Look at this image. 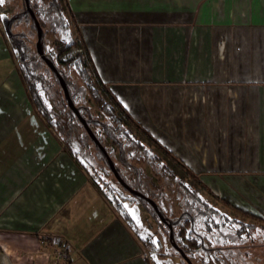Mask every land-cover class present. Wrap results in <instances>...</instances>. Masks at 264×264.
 <instances>
[{"label": "crops", "instance_id": "0c3cea01", "mask_svg": "<svg viewBox=\"0 0 264 264\" xmlns=\"http://www.w3.org/2000/svg\"><path fill=\"white\" fill-rule=\"evenodd\" d=\"M63 1L97 82L206 189L264 217V0ZM18 107L0 99V142ZM30 132L0 165V264H42V223L69 242L68 264H149L116 216L87 212L104 197L81 166L53 161L57 139Z\"/></svg>", "mask_w": 264, "mask_h": 264}, {"label": "rangeland", "instance_id": "374dc122", "mask_svg": "<svg viewBox=\"0 0 264 264\" xmlns=\"http://www.w3.org/2000/svg\"><path fill=\"white\" fill-rule=\"evenodd\" d=\"M59 2L63 9L64 18L68 23L67 27L73 38L78 40L75 35L73 22H70L62 0H59ZM54 28H56L55 31H51L48 28L43 31V34H41V29L38 45L43 54L52 48L57 38L56 36L61 34V28H58V23H54ZM35 39L36 25L34 21H31L30 15L24 6V0H0V99L18 103L20 115L18 116L20 118H17V116L14 115L17 113V109H14V113L10 117V122L15 123L12 126V132L8 133L2 139L3 141L0 142V165L8 164L12 159L11 156L7 155V144L11 142V140L7 141L9 138H15L18 141L21 139L20 143L22 144V141H25L23 139L25 138V133L28 131L31 133L30 129L34 133L40 129L44 130L45 133H47V131L50 132L57 139L60 146L59 149L62 150L60 151L58 149L59 151L54 155L53 161L60 160L59 157L63 154L64 158L61 160L63 163H75L81 166L84 179L90 180L94 187L97 188L99 194L104 197L103 200L105 201L97 202L96 200L89 203L87 205V212L94 213L96 219L98 218L97 221L100 223H106L116 216L117 222L119 221L121 226L126 230H131L130 238L133 258L146 260L149 264H188L177 248L172 244L170 237L167 235L168 228L166 231V228L159 222V219L152 215L147 199V201H143L137 198L136 195L127 188L122 187V184L117 182V179L114 178L115 176H110V174L100 172L102 170H99L102 177L105 176L106 178L104 183L101 182L100 178L92 176L91 168L89 171L83 162L74 156L71 151L74 148L77 150L80 149L83 153L89 151L92 154L91 159L93 164L96 166L98 161L101 162V156H104V154L100 150H94L93 145L84 136L76 119L72 117L67 119V121L64 120L63 115H67V113L63 112V109L66 107L64 104L62 105V100L60 99V96L63 95L62 88L59 83L57 86L56 83L53 82V77L56 76L48 72V70L46 71L44 66L46 63L43 59L40 62L37 58L36 55L39 54L35 48ZM77 46H80L79 43H77ZM75 47L76 45H71L66 50L59 53L56 58L65 59L76 52L82 53L81 48L79 51H75ZM19 55L24 57L27 56L38 73L40 70L41 73H39V75L37 74L42 78L40 80L39 77H37L42 83L40 92L44 96L47 105L54 111L56 117H59V123H47L31 106L25 93L24 84L17 73ZM63 70L66 82L75 94V102L73 104H78L83 113L87 110L92 118H96L98 121L105 120L103 110H101L92 99L84 83L73 68L69 66ZM91 77L94 84L99 87L102 95L107 98L104 90L100 88V84L93 74H91ZM2 81L6 84L5 89L1 87ZM133 119L147 129V125L144 123L142 124L137 118ZM39 120H41V122H39ZM121 122L123 127L129 128L136 135L143 147L135 146L134 143L128 142L119 134L116 135L117 141H113L107 134L101 132L97 124H93L89 127L91 130L93 128L101 132L102 142L105 145L103 147L107 155L112 159L113 164L124 175L126 183L132 187L136 186L143 189L153 200L158 199V205L165 213H168L170 218L175 215L184 218V216L190 215L191 209H189L190 213L189 210H184L185 207L182 202V196H184L183 191L179 185H177L176 179L163 170L161 164H166L177 177L182 178L196 187L199 195L207 198L209 203L220 209L226 210L231 215L252 223V226L244 227L247 229L243 230L239 235L234 233V227L236 226L234 223H232L233 225H221L217 228V231L208 232L205 231L201 225V219L204 214L198 211L195 215V223L199 233L202 234V241L206 246L210 243L214 244L213 246L215 247L212 250L213 253L209 254L207 264H212V255L214 254L219 256L216 262L217 264H264V217L257 218L232 207L231 204L225 202V200L218 197L217 194L210 189H206L203 184H200L196 180L195 174L191 175L189 172H186L174 158L163 152L159 146L152 143L123 115H121ZM65 124L68 125L69 134L68 131L66 132V130H64ZM36 127L40 128L36 129ZM22 131H24V133ZM148 131L150 130L148 129ZM68 136H71L74 140L80 139L85 142L84 148L78 147V149V142L75 145L72 141L69 142V144L65 143V140H69ZM21 147L22 146H20V148ZM151 153H155L159 156L161 161L160 164L151 157ZM116 202H118L119 205H117ZM122 210H125L129 214L133 226L124 218ZM90 221H93V219ZM119 224L117 223V228ZM38 229L42 236L41 238H45L42 240L43 253L45 254L41 253V257H38L37 260L42 264H61L65 261V263L68 264V258L56 257L55 254L50 251L49 242L45 236L47 232H52L54 229H58V227H52L42 223ZM91 232L90 230H86L87 235H90ZM27 254L28 253H25L23 255L24 261L21 264L32 263L29 260L31 257ZM200 256L205 257L203 250Z\"/></svg>", "mask_w": 264, "mask_h": 264}, {"label": "trees", "instance_id": "16d2710c", "mask_svg": "<svg viewBox=\"0 0 264 264\" xmlns=\"http://www.w3.org/2000/svg\"><path fill=\"white\" fill-rule=\"evenodd\" d=\"M28 4L35 16V19H33L30 16L31 21L37 22V24L40 25L42 29L41 34H43V31L47 30L48 28L51 31H55L56 28H54V23H58V28H61V34L56 36L57 38L55 39L52 48L49 51L44 52V55L54 64L57 71L62 75L66 89L68 91V94L72 102L73 103L75 102L74 100L75 94L68 86L63 70L64 68L66 69L69 66H71L75 71V73L80 77L92 99L95 101L98 107L101 110H103L105 114V120L98 121L96 118H92V116L87 112V110L85 111V113L81 112L80 106L78 104H75L80 114L85 118L87 124L89 126H92L93 124L99 125L101 132L107 134L110 137V139L113 141H117L116 135L119 134L122 138H124L128 142L134 143L135 146L137 145L138 147H143V145H141L136 135L129 128L123 127L121 122V115H123L125 118L130 120L134 124V126L138 130H140L152 143L159 146L163 152L174 158L175 161L186 172H189L191 175H193L194 173L190 171L188 167L185 164H183L179 159L175 158V156L171 153V151L168 148L164 147L146 128L141 126L138 122H136L132 118V116L128 113L126 108L115 97V95L112 93V91L109 89L107 85L103 83H99L100 88L104 90L107 98H105L104 95H102L99 87H97L94 84L93 79L91 77V74L93 72L90 71L88 67L90 63V58L87 49L82 42L75 40L71 35L70 30L67 27L68 23L64 18L65 16L62 11L63 9L61 7L59 0H28ZM63 5L65 12H67V15L70 20V11L66 8L64 1H63ZM77 43H79V45L81 46L82 53L76 52L65 59L56 58V56L59 53L66 50L71 45H77ZM36 56L41 62L42 58L39 55ZM60 64L62 67L60 66ZM44 66L46 71L48 70V72L54 74L46 64H44ZM17 68H18V72H17L18 76L24 84L25 93L31 106L38 112V115L40 114L39 116L43 118L47 123L49 124L59 123V119H58L59 117L58 118L56 117L54 111L50 109V107L47 105L44 96L40 92V86H42V83L40 81L42 78L38 76L39 73H41L40 70L38 73V71L35 69V66L32 63H30L29 58L27 56L24 57L22 55L18 56ZM37 77H39L40 80H38ZM53 82H55L56 85L58 86V80L56 77H53ZM60 97H61L60 99L62 100V105L64 104V106L66 107L65 109H63V112L67 113V115L65 114L63 115L64 120L67 121V119L72 117L76 119L78 125L80 126V128L84 133V136L93 145L94 150L99 151L96 144L91 140V138L84 130L77 116L73 113L69 105L66 103L64 96L62 95ZM64 130H66V132L68 131V134L70 133L67 124H65ZM92 131L95 134V136L98 138V140L103 144L101 132L93 128ZM68 137L69 140H65V143L69 144V142L72 141L74 142L73 144L75 145L78 142L79 144L77 148L78 147L84 148L86 144L85 142L81 141L80 139L74 140L71 136ZM103 146L105 145L103 144ZM71 151L73 152L74 156L77 157L78 160H81V162H83V164L87 169H89V171L91 168L92 176L94 177L97 176L98 178H100L101 182L104 183L106 181V178L105 176L102 177L101 173H99V170H102L100 172H106L110 174V176L114 177L103 155L101 156V162L98 161L97 162L98 164L95 166L91 159L92 154L89 151L83 153L80 151V149L77 150L75 148L72 149ZM151 157L154 158L159 164L161 163L160 158L157 154L151 153ZM161 166L165 172H167L171 177L176 179L177 185H179V187L181 188L184 194V196H182V202L184 203V207H185L184 210L188 211L189 209H191V213L189 210L190 215L184 216V218H180L178 215H175L174 217L170 218L168 216V213H165L162 210V208L158 205L157 202L158 199H154V201L160 213L164 216V219L171 223V236H170L171 241L181 248V250L185 253V255L193 264H207V260H209V254L213 253L212 250L215 248L213 246L214 244L209 243L210 246L209 244L208 246H206L202 241V234L199 233L197 225L195 223V215L198 211L204 214L203 218L201 219V225L203 229L208 232L217 231V228L221 225H233L232 223H234L236 225L234 227V233L236 235H239L243 230L247 229L244 227L252 226L251 222L244 221L234 215L229 214L226 210L220 209L219 207L209 203V200L207 198L199 195L196 187L192 186L182 178L177 177L166 164H161ZM115 168L119 173L121 179L124 182H126L124 175L117 169L116 166ZM122 187L124 186L122 185ZM134 187L139 189L144 194H147L143 189H140L136 186ZM136 197L143 201H147L142 196L136 195ZM116 203L117 205H119L118 202ZM148 204L152 215H154L157 219H159V222H161L164 225L167 231V223L165 222V220L163 221L162 219H160L149 202ZM231 206L245 214L252 215L257 218H263L258 214H254L247 209H243L232 204ZM122 215L127 220V222H129L131 226H133L129 214L125 210H122ZM202 250L204 251L205 257L200 256ZM212 256H213L212 264H217L216 262L219 256H217V254H214Z\"/></svg>", "mask_w": 264, "mask_h": 264}, {"label": "water", "instance_id": "95a60500", "mask_svg": "<svg viewBox=\"0 0 264 264\" xmlns=\"http://www.w3.org/2000/svg\"><path fill=\"white\" fill-rule=\"evenodd\" d=\"M24 6L26 8V10L28 11L29 15L35 19V16L31 10V8L29 7L28 4V0H24ZM36 25V39H35V48L37 53L39 54V56L43 59V61L47 64V66L53 71V73L55 74L58 83L60 85V87L62 88L63 91V95L64 98L66 100V102L68 103L70 109L73 111V113L77 116V118L79 119V121L81 122L83 128L85 129V131L87 132L88 136L92 139V141L96 144V146L98 147V149L104 154L107 164L110 168V170L112 171V174L115 176V178L117 179L118 182H120L125 188H127L130 192H132L133 194L139 195L144 197L145 199H147L150 203V205L152 206V208L154 209V211L156 212V214L159 216L160 219H162L163 221L164 216L160 213L155 201L148 195L144 194L143 192H141L140 190L130 186L129 184H127L126 182H124L119 173L117 172L112 159L107 155L103 145L101 144V142L98 140V138L95 136V134L92 132L91 128L89 127V125L87 124L85 118L80 114L79 110L77 109V107L73 104L68 91L66 89V86L64 84L63 78L60 75V73L57 71L56 67L54 66V64L43 54L41 53L40 49H39V45H38V40L40 37V32H41V28L40 26L37 24V22H35ZM165 222L167 223V228H168V236H171V223L167 220H165ZM172 244L177 248V250L180 252V254L183 256V258L187 261L188 264H192L191 261L188 259V257L185 255V253L181 250V248L179 246H177L174 242H172Z\"/></svg>", "mask_w": 264, "mask_h": 264}, {"label": "built area", "instance_id": "2783aa9c", "mask_svg": "<svg viewBox=\"0 0 264 264\" xmlns=\"http://www.w3.org/2000/svg\"><path fill=\"white\" fill-rule=\"evenodd\" d=\"M80 48H81L80 46L76 45L74 49L75 51H79ZM45 236L47 238V241L49 242L50 251L54 253L56 257H61L66 259L71 250L70 244L66 240V238H64L58 233H53V232H47V235ZM65 262L61 264H66Z\"/></svg>", "mask_w": 264, "mask_h": 264}, {"label": "flooded vegetation", "instance_id": "af4514ba", "mask_svg": "<svg viewBox=\"0 0 264 264\" xmlns=\"http://www.w3.org/2000/svg\"><path fill=\"white\" fill-rule=\"evenodd\" d=\"M135 188V187H134ZM137 189V188H136ZM139 190V189H138ZM147 195V194H146Z\"/></svg>", "mask_w": 264, "mask_h": 264}]
</instances>
